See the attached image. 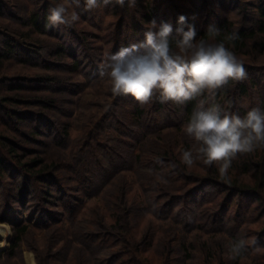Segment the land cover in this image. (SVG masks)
Masks as SVG:
<instances>
[{"label":"trees","instance_id":"trees-1","mask_svg":"<svg viewBox=\"0 0 264 264\" xmlns=\"http://www.w3.org/2000/svg\"><path fill=\"white\" fill-rule=\"evenodd\" d=\"M138 1L140 3H136L134 7H129L127 3L123 7L101 4L97 9L85 11L84 0H80V6L75 11L79 13L81 20L97 30L78 31L74 25L46 26L49 10L54 7L51 0H44L35 11L25 16H17L9 5L0 0V16L9 15L16 22L27 23L33 30L57 37L56 44L32 43L36 48H30L18 37L0 36V61H12L22 54L26 62L39 61L40 64H49V67L55 69L65 67L83 77V83L86 82L87 85L83 87L57 74L23 82L14 81L18 84L13 85L15 88L32 86L33 81L64 93L72 94L75 89H80L77 90L79 94L74 101L76 105L82 104L88 96L94 95V98L96 93L103 94L92 103L97 110L93 107L88 114L80 113L75 118V126L81 129L77 137L71 135L72 122H57L52 114L10 111L12 117L21 121L26 118L24 113L30 115L38 125L46 127L48 134V140L44 143L45 155L30 162H17L16 159H20L22 155L16 154L19 147L22 148L17 142L4 137L7 142H4L5 145L0 143V176L9 174L12 177L5 189L3 182H0V219L9 222L13 228L6 257L16 258L19 262L17 264L23 263V246L33 233L42 234L50 242L47 253L43 248L33 245L37 255L36 264H54L53 261L62 264H158L152 254L147 255L153 247L156 250L160 248L159 252L165 256L164 262L158 260L160 264H170L173 255L177 252L182 254L190 244L193 245L197 238L186 242L180 225L165 230L164 237L157 243H154V237L149 233L142 238L135 237L132 231L135 206L129 201L127 172L136 174L143 188L144 211L171 219L173 223L183 224L182 227L186 230L195 228V223L196 226L201 225L200 221L228 229L227 223L231 218L227 219L225 216L240 196L236 210L240 217L244 213H250L252 207L244 206V198L254 197L264 204V146L257 147L252 153L240 154L242 159L232 162V169L239 170L242 174L257 169L253 180L241 173L232 176L229 172L228 181H223L216 165L208 167L202 162V171L189 168L181 163V154L175 143L168 141L157 144V136L165 132V126L179 124L165 123V119L171 122L169 115L173 103H160L154 99L150 104L141 106L130 95L114 96L110 89L103 91L102 87L108 78L99 75L100 66L109 56L122 47L144 40V32L153 20L158 25L169 22L175 30L177 18L184 15L188 18V23L195 26L197 39L203 38L212 43L224 42L231 51L244 49L248 43L250 45L249 39L255 37L254 45L259 44L264 40V0L261 2V17L257 20V25L250 28L235 27V19L230 18L225 10L219 12L214 0H189L190 4L185 7L179 5L177 0ZM138 6L141 7L139 10L136 8ZM6 9L11 11L7 12ZM210 25L220 30L214 40L206 35ZM233 33L238 34L239 38L228 40L227 37ZM97 39H101L103 44L98 42L97 45H89L90 41L95 43ZM104 45L105 58L101 54ZM97 49L100 52H96ZM57 56L70 57L71 62H55L51 58ZM243 64L248 73L246 80L230 82L217 91L214 99L205 94L186 105H179L178 119L187 123L200 100L205 101V107L219 104L230 112L233 111L231 107L235 105L237 98L249 99V95L261 91L264 97V85L252 77L256 66L245 62ZM60 100L48 94L38 101L44 109L58 111L57 102ZM104 104H107L106 109L101 113ZM241 107V117L252 108H258L254 103ZM262 108L263 111L264 100ZM38 130L40 131L39 128ZM182 141L185 142L186 149L196 146L190 137L182 138ZM210 187H216V192H205ZM95 197L105 201V205L113 213L112 221L108 220L99 204L89 205V200ZM26 212H30L29 217L24 216ZM258 232L256 247H264V222ZM62 241L69 243L71 249L75 250L74 257L66 256L65 246L60 244ZM70 242L80 245L74 247ZM215 244L216 241L212 243L204 240L198 250L212 257ZM192 255L194 256L193 252L185 257L192 258ZM234 261V264H244L241 256H236ZM201 264L213 262L205 257L201 259Z\"/></svg>","mask_w":264,"mask_h":264},{"label":"rangeland","instance_id":"rangeland-1","mask_svg":"<svg viewBox=\"0 0 264 264\" xmlns=\"http://www.w3.org/2000/svg\"><path fill=\"white\" fill-rule=\"evenodd\" d=\"M4 1L17 16L22 15L25 16V14L31 13L32 11H35L39 5L43 3L44 0H2ZM216 3L217 9L220 11H224L225 13L230 17L235 19V27L237 28H250L253 25H257V20L261 17V10H262V0H214ZM64 0H51L52 5L55 7L59 3H63ZM178 4L181 6H188L190 4L189 0H177ZM137 4L140 3L138 0L136 2ZM138 10L141 8L136 7ZM7 12L11 11L9 9H6ZM5 17L0 16V36L6 37V36H15L18 37L19 40L25 41L26 45L30 48H36L32 43H36L37 45L42 44H48V43H57V37H53L48 35L47 33L40 32L37 30H33L30 28V26L27 23H21L16 22L14 19H12L9 15H4ZM194 17V16H193ZM193 17H190L193 19ZM74 25V28H76L78 31H91V30H97L95 27L90 26V24H87L83 20H80L76 22ZM4 34V35H3ZM259 35V33H257ZM257 35V36H258ZM95 39V38H94ZM256 37L252 40L249 39L251 42L250 45H248L238 51L235 52L238 59L242 60V62H245L249 65H254V72L252 77L255 78L258 82H261V84L264 85V40L261 41L259 44H255L254 42ZM92 40V39H91ZM90 46L103 44V41L101 39H97L95 43H92L90 41ZM256 43V42H255ZM106 50V46L104 45L102 49V56L104 58L106 57V53H103V51ZM96 52H100V49ZM238 52V53H237ZM48 57V56H46ZM25 56L21 54V56H18L17 59H6L5 61H0V143L1 145H5L4 142H7L4 140V137H6L7 140H10L11 142H17L22 148L18 149V153L16 154H22L20 156V159H16L18 161L22 162H30L36 158H41L43 155H45V142L48 140V134L46 132V127H42L41 125H38L37 122H35L33 117H30V115H27L24 113L23 115L26 116V118L21 121L14 117H12L10 111L14 110L16 113L19 111L25 112V111H31L34 113H49L54 120L57 122L60 121H67L72 122L73 128L71 129V135L73 137H77L80 134L81 129L76 127L74 122L75 118L80 113H86L88 114L89 110L91 108H95L97 110V107L93 106L92 103H94V100L98 98V96H102V93H96L95 97L88 96L86 100L83 101L82 104H77L74 102L79 92L75 89L74 92L71 93H64L62 91H55L51 90L50 87H46L44 85H39L36 82H31L32 86H26L22 85L26 88H15L14 86H17L16 82H23V80H30L31 78H41L44 76H55V75H61L64 77V79H70L71 81H74L75 84H81L83 87L87 86L85 83H83L84 79L83 77L72 73L71 71L67 70L65 67H61L60 69H55L54 67H49V64H40L39 61H31L26 62L24 60ZM55 62H71L70 57H64L61 58L59 56L57 57H51ZM11 83V84H10ZM10 84V85H9ZM23 84H26L25 82ZM14 85V86H13ZM21 86V85H20ZM103 91L110 89V82L105 81L104 86L102 87ZM51 95V97L60 98L61 100L57 102L59 106V110L57 109H44V107L39 103V99H43L44 96ZM101 94V95H99ZM101 98L99 99V101ZM264 97L262 95V91L258 92L254 95H249V99H239L235 101V105L231 107L233 111H230L229 113L241 115V110L243 107L241 106H249L252 103L258 106L259 109L262 108ZM252 102V103H251ZM106 103V102H105ZM107 104H104L103 108L100 110V112L105 111V107ZM264 111V110H263ZM179 112V105H175L174 103L170 106V118L171 122L168 121V119H165L166 124H174L179 123L177 125L173 126H165V132H161V135L157 136V144H164L168 141H172L175 143L177 151L182 154L183 150H186L185 142L182 141V138H189L183 131V125L184 123L181 122L178 117L177 113ZM165 113V112H164ZM21 114V113H19ZM242 116V115H241ZM83 118H86L83 116ZM84 123V122H81ZM17 128V129H16ZM40 129V131L38 130ZM43 130V132H42ZM37 131V132H36ZM163 131V130H162ZM42 132V133H41ZM9 142V141H8ZM10 143V142H9ZM11 144V143H10ZM157 147V145H154ZM7 148V146H6ZM10 156V154H8ZM11 157V156H10ZM12 158V157H11ZM14 158V157H13ZM238 159V160H237ZM236 161H239L240 158L239 155L237 157ZM200 161H197V163L192 166L193 169L196 168V170H203V167L200 165ZM233 166V165H232ZM22 168V167H21ZM229 172H231L232 176L235 174L241 173L242 176L247 178H254V175L257 173V169H253L249 171L248 173L242 174L243 172L232 169V167L229 169ZM128 176V183L129 185V201L130 203L133 202L132 205L135 206V212L132 217V231L136 238H142L146 233H149L154 237V243H157L158 240L164 237L165 230H170L171 228H175V226L180 225L181 228V234H183L186 238V242L194 241V238H197V241L193 242V245L190 244V246L180 254V252H177V254L173 255V261H170V264H201V259H204L207 257L210 260H212L213 264H234L235 258H231L230 253V245L232 242L237 241L241 238L247 239L251 241L252 239H255L256 242L258 241V231L262 228V223L264 222V204L260 202V200L255 199L254 197H246L244 198V206H252L250 213H244L243 216L237 215V199L234 201V206L231 208V210L228 212V214L225 216V218H231L230 221L227 223L228 229L222 228L220 225L215 224H208L207 222L200 221L201 225L196 226L195 228H190L186 230L182 227L183 224L179 223H173V220L171 219H165L160 218L156 216L155 214L151 212L144 211L145 206V200L143 198V188L141 187L140 182L138 181V178L136 174L133 172H127ZM12 177L8 174L6 176L2 177L0 176V182L2 181L4 184L3 189H5V186L8 187V183L11 182ZM253 180V179H252ZM207 193L213 194V192H216V187H210L206 189ZM210 195H208L209 197ZM99 204L103 211L107 214L108 220H113V213L107 208L105 205V201L100 197H95L91 200H89V205ZM24 216L29 217L30 212H26ZM208 218V217H205ZM237 218H244L243 221L235 220ZM226 219V220H227ZM234 219V221L232 220ZM232 220V221H231ZM208 221V220H207ZM198 223V222H197ZM204 228V229H203ZM13 236V228L11 224L7 221H2L0 219V264H17L19 263L16 258H8L6 257V251L8 249L10 238ZM28 240V243H25L23 246L22 251V258L23 263L22 264H32V261L34 260L35 264L37 263V255L36 252L33 249V245H37L40 248H43V250L47 253L48 247L50 245V242H47L42 234L40 233H33ZM237 239V240H236ZM204 240H207L209 242L214 243L216 241V244L213 245L212 249V257H209L208 254H202L200 253V250H198L199 245H203ZM35 243V244H34ZM72 243V242H70ZM200 243V244H199ZM60 244H63L65 246L66 256L68 255L70 258L74 257L75 250L73 251L71 249V245L67 242H61ZM74 247L77 245H80L77 242L72 243ZM257 245H250L246 247L245 252L241 253V261L244 264H264V247H256ZM81 248V247H80ZM57 249V247L55 248ZM158 248L156 250V247H153L150 249V252L148 251L147 255H151L153 258H156V262L160 264V261L164 262L165 256L162 255L159 252ZM58 250V249H57ZM156 250V251H155ZM154 251V252H153ZM193 252L194 256L188 257L186 259L185 256H187L188 253ZM30 254V255H29ZM191 256V255H190ZM154 258V259H155ZM225 261H224V259ZM160 260V261H158ZM184 260V261H182ZM54 264H62L59 261H53Z\"/></svg>","mask_w":264,"mask_h":264},{"label":"clouds","instance_id":"clouds-1","mask_svg":"<svg viewBox=\"0 0 264 264\" xmlns=\"http://www.w3.org/2000/svg\"><path fill=\"white\" fill-rule=\"evenodd\" d=\"M136 2L84 0V10L92 11L101 4L123 7L127 3L134 7ZM79 6L80 0H64L50 8L46 26H72L80 20L75 11ZM219 33V29L210 25L206 35L214 40ZM238 38L236 33L227 37L230 41ZM99 75L108 78L114 96L130 95L143 106L154 99L176 105H186L205 94L214 99L218 90L230 82H243L248 73L243 62L224 42L197 39L195 26L180 15L175 30L169 22L158 25L155 20L151 21L144 40L122 47L109 56L100 66ZM183 131L196 146L182 151L181 163L189 168L197 161L208 167L216 165L221 180L227 182L229 169L238 155L264 146V111L252 108L241 117L227 112L219 104L205 107V101L200 100L183 125ZM250 245H256V240L241 238L232 242L231 258L239 256Z\"/></svg>","mask_w":264,"mask_h":264}]
</instances>
